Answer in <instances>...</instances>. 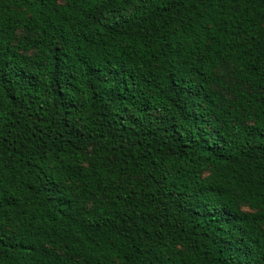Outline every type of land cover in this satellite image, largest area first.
Here are the masks:
<instances>
[{
  "label": "trees",
  "instance_id": "16d2710c",
  "mask_svg": "<svg viewBox=\"0 0 264 264\" xmlns=\"http://www.w3.org/2000/svg\"><path fill=\"white\" fill-rule=\"evenodd\" d=\"M0 264H264V0H0Z\"/></svg>",
  "mask_w": 264,
  "mask_h": 264
}]
</instances>
